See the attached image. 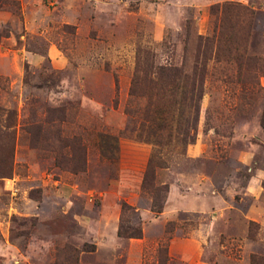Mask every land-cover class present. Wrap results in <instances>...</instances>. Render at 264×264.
<instances>
[{
	"label": "rangeland",
	"instance_id": "rangeland-1",
	"mask_svg": "<svg viewBox=\"0 0 264 264\" xmlns=\"http://www.w3.org/2000/svg\"><path fill=\"white\" fill-rule=\"evenodd\" d=\"M230 1L253 10L249 60H208L197 98L198 37ZM162 65L188 76L172 94L139 71ZM7 147L0 264H264V0H0V167Z\"/></svg>",
	"mask_w": 264,
	"mask_h": 264
},
{
	"label": "trees",
	"instance_id": "trees-1",
	"mask_svg": "<svg viewBox=\"0 0 264 264\" xmlns=\"http://www.w3.org/2000/svg\"><path fill=\"white\" fill-rule=\"evenodd\" d=\"M209 14L211 16L210 19V29L208 34L204 36H199L197 41V48L195 53V58L192 71H191V80L192 84L195 88V95L197 98L201 92V84H202V76L204 75V70L206 67V63L208 60H220L222 59L224 62H233L236 65V73H239L241 66L243 65L242 60H249V56H245L242 53L244 50V35L241 38H236V34L238 33V29L244 31V25H238L237 20L235 18H239L240 15H243L247 19V31L250 29L249 25L251 19L253 17V10L243 4L238 2H224L221 4L211 5L209 7ZM234 20V21H233ZM246 31V27H245ZM248 35V34H247ZM241 50V52H240ZM201 57V58H200ZM200 58V60H199ZM199 60V61H198ZM199 62V63H198ZM139 68L137 64V69ZM139 71L143 72V74H153L151 81L153 80V87H156L159 81L165 82V90L169 91L168 93L172 94L176 90L175 80H179L181 78L188 77L185 73L181 71L179 67L175 66H155L153 70L150 68H141ZM141 78L144 79L146 76ZM197 77V79H196ZM135 79L134 82L135 83ZM137 82V81H136ZM158 90L161 88L158 87ZM11 114L8 113L6 120L9 119ZM6 140L7 144L12 137V132L9 131L11 123L6 122ZM193 128V126H191ZM183 134L178 139L179 143L183 147L187 145V143L194 141L189 133L188 129L182 130ZM158 144L159 141L155 140ZM10 147L6 149V159L4 161V166L0 167V176H6L10 172ZM154 165L151 160L146 164L141 180V188L149 192L150 196V210L153 213H159L161 211L164 196L167 192L166 184H155L154 183ZM121 210L128 207L125 202L121 203ZM116 233L120 237L127 238H139L141 236V229L139 226L136 227H122L120 224L116 230ZM159 251H163L164 259L166 258V246L162 245L158 247Z\"/></svg>",
	"mask_w": 264,
	"mask_h": 264
}]
</instances>
